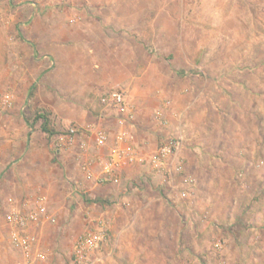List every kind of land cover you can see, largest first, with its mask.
Segmentation results:
<instances>
[{
    "label": "rangeland",
    "instance_id": "rangeland-1",
    "mask_svg": "<svg viewBox=\"0 0 264 264\" xmlns=\"http://www.w3.org/2000/svg\"><path fill=\"white\" fill-rule=\"evenodd\" d=\"M68 1L0 0V264L19 258L9 242L7 203L34 195L46 196L54 216L41 223L56 244L45 264H75L74 244L88 231L102 235L81 264H264V0H213V8L199 0L206 25L197 58L178 57L177 64L166 58L177 67V81L171 80L176 90L158 91L155 106L142 114L161 120L150 127L151 153L167 136L182 138L181 145L163 171L145 159L126 189L132 201L126 203L117 199V188L91 182L85 193L82 187L78 149L87 126L78 121L84 109L99 107L49 101L51 93L62 99L64 79L61 59L49 56L46 31H54L52 18L62 16ZM165 100L169 104L159 107ZM38 114L50 118L53 134L40 129ZM113 124L103 126L112 131ZM70 126L79 135L65 146L60 137ZM100 149L104 157L106 146ZM179 160L183 171L175 172L172 164ZM120 212L132 217L120 218ZM125 226L142 233L124 235ZM163 228L165 235L151 234ZM38 229L31 230L39 239ZM132 242L138 249H126Z\"/></svg>",
    "mask_w": 264,
    "mask_h": 264
},
{
    "label": "crops",
    "instance_id": "crops-1",
    "mask_svg": "<svg viewBox=\"0 0 264 264\" xmlns=\"http://www.w3.org/2000/svg\"><path fill=\"white\" fill-rule=\"evenodd\" d=\"M209 3L213 8V0H209ZM61 10L62 16L55 18V15L52 18L51 26L54 31L47 30L46 35L50 45L49 56L61 59L63 97L56 98L51 93L52 98L48 100L55 101L52 104L60 100L62 107L70 106L75 99L79 101V105L83 102L84 108H89L90 104L99 107V110L93 111L84 109L83 118L78 121H83L87 126L85 128H102L109 136L104 157L98 155L102 149L95 145L92 134L86 137L88 147L85 152L77 148L81 158L79 166L82 161H86L89 166L88 174L79 167L85 180L82 187L85 193L90 192L88 190L91 187L88 189V186L92 183L95 186H109L112 191L117 188L122 193L117 197L118 200L132 202L126 198V189L133 185V179L141 172L144 159L154 146L150 128L152 122H161L154 114L151 121L142 114L150 106H155L153 98L160 93L158 91L171 94L176 90L174 87L177 84L173 81L177 80L172 76H175L174 70L177 67L173 69L170 66L172 63H166V58L173 59L174 64H177L175 60L178 57L197 58L200 38L206 25L204 17L202 18L203 4L199 0H78L75 3L70 0ZM48 25L47 21L46 27ZM71 42H77V47L70 45ZM57 43H61L60 50ZM118 84L125 90L121 112L104 107L99 100L101 93ZM189 103L192 105V100ZM167 104L169 100L163 101L159 107ZM120 119L123 122L120 123ZM106 123H114L112 131L103 126ZM137 136L139 140L136 139ZM115 144L125 150L115 168L120 182L116 185L108 181L99 183L101 163L110 156ZM244 185L245 182L240 181V187ZM41 197L47 200L46 196ZM36 198L34 195L28 200L32 202ZM119 215L124 219L132 217L128 212H120ZM39 226L38 245L39 248L46 249L43 252L49 260V255L56 249L55 239L51 235L47 239V232L42 231L44 225ZM121 230L124 235L142 233L127 226ZM175 230L173 236L176 242L177 229ZM166 232L163 228L151 231V234L165 235ZM139 245L132 242L126 249L134 251ZM152 246V249L158 251L164 249L159 244Z\"/></svg>",
    "mask_w": 264,
    "mask_h": 264
},
{
    "label": "built area",
    "instance_id": "built-area-1",
    "mask_svg": "<svg viewBox=\"0 0 264 264\" xmlns=\"http://www.w3.org/2000/svg\"><path fill=\"white\" fill-rule=\"evenodd\" d=\"M124 97L125 90L120 85L102 93L99 100L104 107L121 112L123 110ZM156 115L159 117L160 111H157ZM119 122L121 123L123 121L120 119ZM85 131L83 136L87 137L88 134H92L95 145L98 148L107 145L109 136L104 129L89 127L85 128ZM78 135V127L70 126L66 134L61 135L60 138L63 140L62 143L67 146L72 145ZM84 137L79 141V149L81 152H85L88 147L87 140ZM181 139L177 136H167L159 141L156 150L145 158L150 163L152 169H155L157 172L165 170L166 165L168 166L170 164V158H173L174 154H177V149L181 145ZM124 152L125 150L119 145H114L110 156L101 163L100 174L98 176L99 183L108 181V183L114 185L119 184L120 179L117 176L115 168ZM172 165L173 171H183V165L180 160ZM79 167L83 172L88 174L89 166L86 161H82ZM7 204L10 207L5 213L4 219L10 230L9 242L15 250L19 251V258L13 264H45L46 256L39 248L37 234L31 230L41 223L54 222V216L47 212L44 199L41 196H38L32 202L28 199L21 202H15L11 199ZM101 235L96 231L94 233L88 231L81 239L75 242L73 247L75 264H81L86 258L87 253L98 246Z\"/></svg>",
    "mask_w": 264,
    "mask_h": 264
},
{
    "label": "trees",
    "instance_id": "trees-1",
    "mask_svg": "<svg viewBox=\"0 0 264 264\" xmlns=\"http://www.w3.org/2000/svg\"><path fill=\"white\" fill-rule=\"evenodd\" d=\"M35 88H36V86L34 84H32L29 87V90H28V93H27L28 94V102H30L31 97L34 96V90H35ZM35 117H37L39 119L40 118L42 119V121L40 123V129L42 131L46 132L49 135H51V134H53L55 132V130L50 126L51 125L50 124V118L47 115H45V114H38ZM25 121H26L27 126L30 127L29 130H28V132H27V135H30L31 132H32L31 129H32L33 125L27 119Z\"/></svg>",
    "mask_w": 264,
    "mask_h": 264
}]
</instances>
